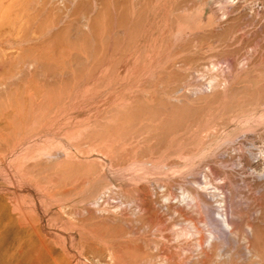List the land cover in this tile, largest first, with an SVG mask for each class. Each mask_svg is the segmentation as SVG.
Instances as JSON below:
<instances>
[{
  "label": "bare ground",
  "instance_id": "6f19581e",
  "mask_svg": "<svg viewBox=\"0 0 264 264\" xmlns=\"http://www.w3.org/2000/svg\"><path fill=\"white\" fill-rule=\"evenodd\" d=\"M34 1L10 0L7 4L2 2L6 5L0 7V25L11 27L13 30L10 29L9 33L18 31L10 35L18 44L27 43L28 34L25 30L37 22L38 14L32 10L35 6L30 5ZM92 2L93 8L91 5L86 9L77 6L67 18L72 19L70 23L86 30L88 36L94 39V43L99 44V47H94L99 48L100 54L106 55L105 53L110 51L113 55H119L120 58L115 57L117 60L128 56L131 66L122 85L128 92L125 93L127 97H113V107L108 112L110 115L104 114L108 116L107 125L115 130L103 129L106 125H103L104 119L101 121L103 130L102 125L99 130L95 124L98 130L92 128L79 130L77 133L62 131L61 137L67 142L66 148L28 151L10 170H6L8 183L14 186L16 192L27 193L37 199L38 217L22 202H13L11 199L6 201L0 197V264H264V150L254 161H250L242 147L249 138L264 141V133H260L264 129L263 109L259 118L252 122L255 132L248 133V119L237 114L230 119L225 117L226 119H221L217 124L212 122L213 124L206 128L196 127L195 130H216V133L206 135L202 143L196 144L191 138L186 139V134L176 138L172 133L164 132L163 123H168L170 116L158 119V126L159 123H155L158 116L153 115L155 113H150L153 115L151 117L144 116L143 122L156 125L155 130H164L160 134L149 135L146 139L143 136L145 134H142L144 140L139 143L135 141L136 138L134 140V135L140 134L129 133L131 128L128 132L125 131L135 121L136 110L145 105L158 106L156 94L165 79H168L166 81L169 83L174 68L186 69L188 73L182 76L177 86V83H173L175 88L165 95L174 96L185 91L181 97L190 98L207 94L208 90L203 88L205 84L201 81L192 83V79L194 74L203 75L200 66H209L216 72L211 75L207 73L210 76L206 80V86L209 92L211 91L210 94L217 93L218 89L236 85L228 78V75H234L239 78L237 85L252 91V94L255 93L257 109L263 108L264 91L257 89L262 77L258 78L260 81H255L251 74L256 67L264 64V44H255L257 38L254 37L252 40L242 41L236 52L234 50L231 53L222 51L223 53L205 54L203 49L216 37L221 36L222 42L231 34L232 26L243 19L247 20L243 23L246 28L251 26L254 31L255 27L264 30V0L260 2L261 12L257 8H251L252 4L247 5L249 9L239 3L232 5L228 2L225 5L219 3L218 7H215L212 0H112L111 6L104 4L103 0ZM64 7L67 6L64 4ZM205 9L212 10L214 18H210L207 26L203 28L196 23L198 21L195 22L194 17ZM29 10L35 13L29 14ZM103 11H106L105 17L100 21ZM233 13L236 15L232 16ZM260 13L262 15L257 19ZM100 25L104 34L98 40ZM63 26L62 28L66 29ZM218 30L220 32L216 33ZM41 31L36 27L35 38H38V41ZM251 32L253 31H249ZM29 39L32 40L31 36ZM38 45L39 48L23 52L19 56L20 62H12V66L18 67L19 75L24 73L26 76L19 92L17 91L25 102L21 107L17 106L15 116L19 123L40 131L53 125V119L57 116L56 108H63L60 113L65 111L66 104L68 105L66 99L71 98L74 81L70 79V68L67 70L64 66L65 68L59 70L61 79L58 84L55 79L57 62L61 61L64 65L66 59L58 55L54 57L56 52H46L41 43ZM223 45L221 43L218 48H223ZM40 73L44 74L43 84L37 80ZM13 76L14 73L7 78ZM1 77L3 75H0V79ZM151 77L156 81H152ZM122 86L121 82H114L108 86L107 91L103 89L104 98L107 96L106 92L111 95L118 94V91L123 90ZM255 88L256 91L253 90ZM12 93L17 95L14 90ZM61 97L64 98V103L58 106L56 102ZM218 101L217 98L212 104ZM55 105L57 107H54ZM139 120L141 122L140 118ZM234 121L237 123L234 131L222 138L219 130H226ZM192 126L193 124L189 128ZM148 132L147 134H153L149 130ZM159 137H164V141ZM181 139L185 142H180ZM234 141L237 142L231 143L230 148L226 145L227 142ZM126 146L130 149L127 150L129 158L122 159L119 153ZM219 147L226 151L237 149L232 158L221 155L205 162L209 171L216 173L222 181L215 189L220 190L221 198L217 202L222 204L223 212L220 216L226 232L218 227L217 220L212 216L214 195L210 197L206 190L202 192L194 186H183L181 195L177 197L172 187L167 184L164 185L165 191L158 193L150 191L146 186L140 185L141 183L132 186L127 182L114 190L112 183H106V178H102L105 176L103 165L101 174L96 176L82 166L85 161L79 157V154L84 155L83 150L88 149L107 157L110 160V168H131L130 170L138 171L129 177V181L133 182L140 181L150 169L161 164L181 167L184 164L182 161L193 160ZM140 149L142 150L138 151L139 154H136ZM234 158L236 165L242 168L254 167L256 173H259L257 178L234 181L232 170L220 173L214 167L215 163L226 164ZM139 170L142 174H139ZM205 178L207 182L204 185H212L210 174ZM191 182L198 185L194 179L190 180ZM232 183H242L238 194L233 191ZM48 231L52 233L49 234ZM56 233L60 236L54 241L49 235L56 236Z\"/></svg>",
  "mask_w": 264,
  "mask_h": 264
},
{
  "label": "rangeland",
  "instance_id": "374dc122",
  "mask_svg": "<svg viewBox=\"0 0 264 264\" xmlns=\"http://www.w3.org/2000/svg\"><path fill=\"white\" fill-rule=\"evenodd\" d=\"M32 1L34 0H30V2ZM65 1L66 0H63V1L61 0H39V1L35 0L33 3L30 4L32 7L35 6L32 10H34L38 14L37 22L39 24L36 22L34 26L27 27V29L25 30L26 31L25 33L28 34L27 43L25 42L23 44H18L16 42L17 40L14 37L10 36V35H14L13 34L14 32L16 34L18 31L14 30V31H10L9 33V30L11 29V27H7V25H0L1 26L0 27V66H1L0 75H3V77H1L0 79V156L2 155V157L0 158V197H2L6 201H9L8 199H11V201L13 202L15 201L22 202L24 206L32 209V214L36 217H38L37 199L33 197L32 195H28L27 193H21L18 191L16 192L14 189V186L8 183V178H7L8 174L6 170H10L11 166H13V164L16 163L17 160L22 159L24 154L28 151H39V150H44L45 148H49V149L53 148L55 150L66 148L67 142L64 141L63 138L61 137L62 131L63 132L65 131L74 132L75 131V133H77L79 132V130L80 131L89 130V129L92 130V128L93 130H98V127L100 130V126L102 125V122L104 119L105 121L103 125L105 124L106 125L104 126L103 129L115 130V129H111L109 124L107 125L106 116L109 114L108 112L113 107V103H114L113 97L118 96V98L120 97V98L125 99L128 94L126 89L122 86L123 81L126 79V76H128L129 69H130L129 67L131 66L130 62H128V56H124L120 60H117L115 57L117 56L118 58H120L119 55H113L110 51H108L109 53L108 52L105 53L106 55L100 54L101 51L98 48L99 44L97 45L96 43H94L95 42L94 39L92 38L93 39L92 40L91 37L88 36L89 34L87 33L86 30L81 28V26L79 25L70 23L72 19L67 18V17H70L69 15L73 12V8L76 9L78 7L79 8L84 7L86 9L88 8L89 5H91L90 7L93 8L92 0L90 1L89 0H81V1L71 0V1H66V3ZM74 1L76 2V4ZM103 1H105L104 4L111 6L112 0H103ZM212 1L215 2V5H214L215 7H218L219 3L220 5L222 4L225 5L228 3L234 5V4L239 3V5H243L242 7H245L247 9H249L250 7L251 8L254 7V8H257L259 12H261L260 2L262 0L260 1L259 0H212ZM2 2L7 4L8 2H10V0H0V3H1L0 7H3L6 5V4H3ZM64 4L67 6L66 8L64 7ZM251 4L253 6H250ZM247 5L250 7L248 8ZM17 6L19 5L17 4ZM92 8H90V14L92 13L91 12ZM32 10H29V14H32L34 12ZM105 12L106 11L101 12L103 14H102V17L100 16L101 17L100 21L103 19V17H105V14H104ZM235 15L236 13L232 14V16H235ZM261 15L262 13H260L259 16H257V19H260L258 17H261ZM210 18H214L212 10L210 9H205L200 14L194 17L195 22L198 21L196 23L199 24L203 28L207 26L208 20ZM241 21H239L234 26H232L233 29L232 28H231L232 30L230 29L231 34L228 37H226V39H223L224 42L223 41L221 42L222 40L221 36L216 37V39L214 38L212 41H209L208 45H206V47L203 49V52L205 54L221 53L222 51H224L225 53H231L234 50H235L234 52H236L238 51L237 49L241 47L243 43L242 41L252 40L254 39V37L257 38V41L255 42V44L263 45L264 44V32H263L264 30L261 28H260L261 30H259V27H255L254 28L256 31L255 32L254 30L251 29L252 28L251 26H248L250 28L249 29L248 27L246 28V26L243 25V23L247 20L243 19ZM36 25H39V26H36ZM228 25H232V24L228 23ZM48 26L52 28L49 27L50 28L49 29ZM62 26L66 27V29L62 28ZM237 26H241V28L240 27L238 28ZM36 27H39L42 30L39 41H38V38H35L36 37V33H35ZM46 27L48 28V30ZM77 28H78V31H77ZM99 28H98L99 33H97L99 36L98 40L100 36L102 37L103 36L102 34H104L103 32L104 29H101L102 25H100ZM243 31L245 34L243 33ZM249 31H253V32L249 33ZM31 32H33V34ZM219 32L220 30L216 31V33H219ZM235 33L240 38L239 37L237 38ZM30 36L32 40L29 39ZM257 36H259V38ZM112 37L110 40L113 39ZM214 40L216 41L213 43ZM89 41H91V43L92 44L94 43V44L93 45L89 44L90 43ZM40 43H41L42 48L45 49L46 52H49V51H52L53 53L56 52L54 54V57L58 55V56H62L63 59H66L64 61V65L61 64V61L57 62L58 68L56 69L57 76L55 78L57 83L59 84V81L61 79L59 70H61L62 67L63 68L67 67L68 68L67 70H69L70 68L69 70L71 74L70 79L72 82L74 81L73 82L74 85L72 83V91L70 94L71 98L68 100L66 99V101H68V105L66 104L67 108L65 109V111L60 113V111L63 110V108L61 107H58V109L56 108L55 113L57 112L56 113L57 116H55L53 119L54 120L53 125L51 127H48V129L46 128L45 130L39 131V130H36L35 128H31L30 126L23 125L24 123H19L18 119L15 116L17 106L21 107L22 104L25 102L22 96L18 95V92L26 76L24 73L19 75L18 67H13L12 65H14V63L12 62H20L21 59L19 56H21L23 52L25 53L30 50L32 51L36 48H39L38 44ZM221 43L224 44L223 48H220V47L218 48V46ZM83 45H85V47ZM87 45H89L90 47ZM94 46H98L97 47L98 49ZM86 48H88L89 50L87 51ZM226 48H227V51H226ZM68 50H70V52ZM60 52L62 54H60ZM74 56L76 59L74 58ZM192 56L193 54L191 55V57ZM72 58H74V60H71ZM96 58L98 61L96 60ZM89 64H92L93 66ZM178 69L179 68L173 69L171 73L172 78L169 80V83L167 82L168 79H165L163 86L160 87L159 89L160 91H158V93L156 94V97L158 99V106L154 104L149 105V106L145 105V106H142L143 107L142 109L140 108L139 110H136L134 112V113L137 112V115L135 114L136 122L133 121L132 122L133 124H131L132 126L130 125V127L127 128L125 131L128 132L129 131L128 129L131 128L130 129L131 131H129V133L132 134L133 132V134L135 133L140 134L139 136L137 134H135L136 136L134 135V140L135 138L137 139L135 141H138L140 143L141 142L140 140L143 141L144 139H146L147 136H148L147 138H149L150 137L149 135H156V134L158 135L160 134L161 131H164V130H161V131L155 130L154 126L156 125L146 124L145 122H143L144 116L145 118H147L153 115L158 116L155 119L156 121L155 123L156 124L159 123L157 124L158 126H160V122L158 119H160L161 117L169 118L170 116L169 118L170 121L168 123L166 121L165 123H163V128L165 129L164 132L166 131L167 133L170 132L176 138H178L181 135L186 134L187 136L185 135V138L186 139L191 138L192 142H194L195 144L202 143L204 137L208 135L209 133L210 134L216 133V130L215 131L214 130H207V131L206 130H195L196 127L200 126V127L206 128L208 125L210 126L211 124H213L212 122H214V124H217V122L220 123L223 119H226L225 117H227V119L228 118L230 119L231 117L237 114L244 115L248 119L247 125L249 126L248 128H250L249 130H247L248 133H253L256 131V129H252V122L259 118V115L262 112L261 109H263L264 111V107L263 108L259 107L257 109V106L255 105L256 104V100L254 96L255 93L252 94V91L247 90L241 85H237L238 84L237 82H239L238 80L239 78L237 76L228 75V78L230 79V81L234 82L236 85H233L232 87H225V88L218 89L217 93L210 94L211 91L209 92L208 86H206L207 85L206 80L208 79V76H210L211 74H215L216 72L215 70H211V67L209 66H200L199 69L202 70V72L204 73L203 75L194 74L195 76L197 75L199 76L198 78L193 76L195 80L192 79V83L200 82V81L203 82L205 84L203 88L206 89V91L208 90L207 91L208 93L207 94L205 93L206 95L203 93L204 95L201 94L198 97L197 96L190 97V98L181 97L185 94V91H182L183 93L180 92L174 96L165 95L167 92H171V90L175 88V85L173 83L175 84L177 83L176 84L177 86L180 83L179 80L182 78V76L188 73L186 69H183V70L182 69L178 70ZM20 71H21V64H20ZM205 72H206V75H204ZM12 73H14L15 76L8 79L7 77L10 76ZM207 73L210 75H208ZM171 74H170V77H171ZM251 75L253 77V80L255 81L257 80L260 81L259 79L262 77L261 82L257 85V89L264 91V64H261L259 67H256L255 71ZM176 77L178 78L176 79ZM152 79L153 78L151 77V80ZM37 80L41 81V83L43 84L44 83L43 80H45L44 74L40 73L39 76H37ZM153 80L156 81V79H153ZM114 82H118L119 84L121 82V86L123 87L121 88L123 90H120V87H119L120 91H118L117 92L118 94H115V95H111V93L109 94L106 92L107 96L106 98H104L105 93L103 92L107 91L110 85L113 84ZM13 90L15 91V93H17V95L16 94L14 95V93H12ZM253 90L256 91V88ZM126 92L127 94L125 96ZM217 98L219 99L220 102L218 101V103L212 104V102L216 101ZM56 103L58 106L62 105V103H64V98L61 97V99H58ZM57 105H55L54 107H57ZM151 106H153L152 108L154 109H152ZM158 110L161 111V113ZM105 113H107L106 116L104 115ZM140 113H142L141 116H140ZM150 113L152 114L155 113V114L152 115ZM138 116L141 119V122ZM137 119L139 122L137 121ZM162 120L164 121V119ZM95 124H97L98 127ZM191 124H193V126L189 128ZM94 125L97 128H95ZM103 125L101 126V130H103L102 129ZM236 125L237 123L236 121H234L226 130H219L220 136L224 138L225 134L226 135L231 134L234 131V128ZM27 128H31V129L25 130ZM65 128L67 130H65ZM181 129H185L186 131L183 130L184 131L183 132ZM148 130L151 131V133L153 134H147ZM28 131H31V132H28ZM260 133H264V129L263 131L261 130ZM142 134H145L143 135L145 137L144 139L142 137ZM159 139L164 141L165 138L159 137ZM257 141L258 140L254 141L253 139L249 138L245 142V145L242 146L244 153L246 154V156L248 157L250 161H254V159L260 154V152L264 150V141L263 142L262 141L257 142ZM180 142L184 143L185 141L181 139ZM236 142L235 141L230 142V143L227 142L226 145H228V147L230 148L231 143L235 144ZM127 147L128 146L124 147L123 151L121 150L122 152L120 151L119 153L122 159L129 158L127 157V150H130V149L129 147L128 148ZM222 148L223 147H219L212 152L211 151L205 152L206 155L205 153L201 154L193 160H189V159L184 160L182 161V164L183 163L184 164L181 167L171 166L172 167L171 168L167 166V163L161 164L160 166L150 169V171L143 178H141L140 181H133V182L129 181L130 179L129 177L130 175L134 173L137 174L138 171L130 170L131 168H127V169L118 168L119 171L117 170V168H114V169L110 168V160H108L107 157L105 156L103 157L102 155H99L96 152L89 151L88 149L83 150L84 155L81 156L82 154H79V157L81 158L80 160L85 161L84 165L82 166L86 170L95 174L96 176L98 174H101V168L103 165L104 170H105V176L102 178L107 179V180L104 179V182L106 183L111 182L112 185L114 186V190L119 189V186L120 185L123 186V183H126V182L127 184H130V185L132 184V186H134V184L141 183L140 185L146 186L150 191H156L158 193H163L165 191L164 185L167 184L172 187V191L177 197L181 195L183 186H194V187H197L202 192L206 190V192H208L207 194H210V197L214 195L212 196L215 202L213 204L212 216L214 217L215 220H217L218 227L222 231L226 232L225 227L222 225V222H221L222 218L220 216V214L223 212L222 204L217 202L221 198L220 190L215 189V186L220 185L222 181L219 179L216 173L212 174L209 171V167L205 164L206 160L215 159V158L220 157L221 155L224 157L228 156L229 158H232L237 153L236 148H233L234 150L228 149L229 151L223 150ZM141 150L142 149L137 150L136 154H139L138 151H141ZM120 156L119 158H121ZM83 157H85V159H83ZM236 163H237L236 159L234 158L233 160H231L229 163H226V164L215 163L214 167L220 173L224 170H232L234 173L232 175L234 181L235 180L237 181L245 180V179L253 180L252 178L255 179L259 175V173H256V171L254 170V167L242 168L241 166L236 165ZM208 172L210 174V177H212V185L205 186L204 183L207 182V178L205 177L209 175ZM139 174H142V171L139 170ZM126 175H127V179H126ZM192 179H194L198 183L199 186L192 182L190 183V180ZM241 184L242 183L237 185L235 183H232L231 186L235 194L239 193V190H240L239 186ZM235 199H237V195ZM51 233L52 232H49V234ZM57 234L58 233H56V236L49 235V237L53 239L54 241H57L59 239L58 236H60Z\"/></svg>",
  "mask_w": 264,
  "mask_h": 264
}]
</instances>
